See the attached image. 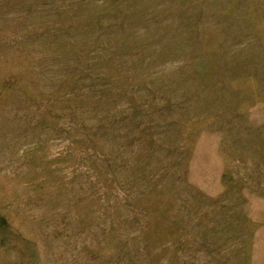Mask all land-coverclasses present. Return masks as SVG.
Here are the masks:
<instances>
[{"label":"rangeland","instance_id":"rangeland-1","mask_svg":"<svg viewBox=\"0 0 264 264\" xmlns=\"http://www.w3.org/2000/svg\"><path fill=\"white\" fill-rule=\"evenodd\" d=\"M0 264H264V0H0Z\"/></svg>","mask_w":264,"mask_h":264}]
</instances>
